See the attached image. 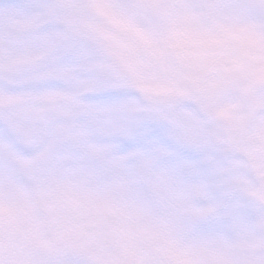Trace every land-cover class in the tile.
Segmentation results:
<instances>
[{
    "label": "rangeland",
    "instance_id": "374dc122",
    "mask_svg": "<svg viewBox=\"0 0 264 264\" xmlns=\"http://www.w3.org/2000/svg\"><path fill=\"white\" fill-rule=\"evenodd\" d=\"M3 3L0 47L11 40L23 49L13 58L0 55V65L3 58L19 65L18 70H0V79L30 75L23 64L28 67L45 50L51 54L40 60L39 78L23 84V92L9 97L5 87L0 90V107L9 101L44 107L28 119L32 133L19 138L26 144L25 156L22 144L6 141L0 132V212L9 215L1 218L14 219L19 202L28 210L20 216L21 233L12 225L6 229L10 238L0 234V264L3 250L5 264H50L52 256L57 259L51 264H115L111 260L119 246L124 248L119 264H245L253 262L246 256L249 250L259 258L264 254V211L254 204L251 176L200 107L142 104L137 93L110 74L102 55L86 49L87 35L50 23L49 0ZM85 3L101 17L99 6ZM51 10L56 12L55 6ZM100 26L97 19L90 23L95 34ZM155 29L143 45L120 46L115 35L126 26L118 28L113 21L103 37L144 98L203 94L209 114L226 125L237 143L249 146L264 170V0H170ZM142 32L135 27L131 35ZM36 38L45 40L42 49L28 41ZM76 43L86 49L85 57L72 61L78 77L61 83L64 75L55 69L63 58H75ZM134 49L138 53L131 58L128 52ZM55 80L57 88L47 86ZM76 98L82 104L69 107ZM13 123L4 125L16 136ZM58 166L63 172L56 176ZM261 181L264 185V176ZM158 184H169L170 191L158 194ZM76 214L91 220H85V230L69 231L67 237L59 229L60 215ZM241 215L252 219L231 223ZM32 217L37 219L33 230ZM5 225L0 219V231ZM104 228L108 232L101 237ZM81 239L83 253L76 254L70 243ZM108 246L111 256L103 262Z\"/></svg>",
    "mask_w": 264,
    "mask_h": 264
}]
</instances>
